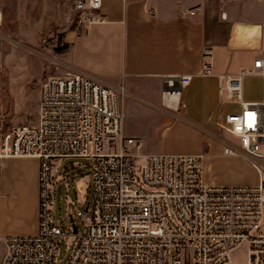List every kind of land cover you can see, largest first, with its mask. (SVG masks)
Returning <instances> with one entry per match:
<instances>
[{"label":"built area","instance_id":"1","mask_svg":"<svg viewBox=\"0 0 264 264\" xmlns=\"http://www.w3.org/2000/svg\"><path fill=\"white\" fill-rule=\"evenodd\" d=\"M100 5L101 0H72L77 23L87 28L98 21ZM1 46L0 38V52ZM261 64L257 60L249 71L224 78L220 92L238 111L225 114L217 125L236 141L221 139L222 156H243L255 174L253 185L204 183L203 154H130L127 147L139 144L121 137V87L112 89L76 72L47 77L39 87L35 124L0 131V173L16 158L37 161L36 233L5 237L0 264H241L231 259L240 251L242 264H264V100L240 102L239 86L245 74L259 76L264 92ZM198 75H210L207 64ZM189 80L165 79L161 97H179ZM105 138H118L117 152L100 153ZM56 161H71L63 176L76 193L74 219L83 232L75 229V220L67 234L54 222ZM81 167L87 168L92 193L86 203L88 186L74 182ZM64 192L69 194L68 185ZM66 238L74 241L61 262L60 242Z\"/></svg>","mask_w":264,"mask_h":264},{"label":"crops","instance_id":"2","mask_svg":"<svg viewBox=\"0 0 264 264\" xmlns=\"http://www.w3.org/2000/svg\"><path fill=\"white\" fill-rule=\"evenodd\" d=\"M95 14L98 21L66 36L48 77L80 73L109 88L121 87L120 100L137 97L157 110L158 152L148 154L198 155L182 153L174 144L189 139L202 145L205 134L216 138L215 127L233 113L220 92L224 78L249 71L257 60L264 71V5L254 0H101ZM204 64L209 76L198 75ZM170 77L190 80L177 104L167 105L161 93ZM239 86L240 102L264 100L259 76L245 74ZM121 134L142 147L140 135H126L122 127ZM36 179L33 158H16L1 169L0 259L5 237L36 233ZM80 180L74 178L83 186Z\"/></svg>","mask_w":264,"mask_h":264},{"label":"rangeland","instance_id":"3","mask_svg":"<svg viewBox=\"0 0 264 264\" xmlns=\"http://www.w3.org/2000/svg\"><path fill=\"white\" fill-rule=\"evenodd\" d=\"M154 2L162 0H152ZM172 1V0H170ZM178 1V0H175ZM0 131L14 126H33L36 122V105L38 90L42 81L54 67L59 51L64 50L66 36L71 32H82L84 27L77 23V16L72 9V0H0ZM54 69V68H53ZM58 74H54L56 76ZM225 102V101H224ZM121 114V127L126 135H140L142 147L135 149L128 146L127 151L132 155H146L158 152L156 133L159 113L146 107L137 97L128 96L118 100ZM226 110L234 112L235 103L225 102ZM214 131L216 138L203 135L202 145L186 141L174 144L182 153L203 154L202 181L212 186L253 185L256 177L247 165L243 156L224 157L220 155L221 139L236 145V141L217 126ZM122 135V134H121ZM125 138V135H124ZM113 142L114 148L109 144ZM119 148L118 138H105L101 143L100 153H115ZM85 165V161H74ZM71 161H56L57 170H51L59 183H53L54 188V222L65 233L71 230V220L79 210L75 206V195L71 181L65 177L70 169ZM82 173L87 174V168L81 167ZM57 174L59 176H57ZM64 175V176H63ZM78 183V182H77ZM80 183L88 186L83 200L90 202L91 187L87 177L81 178ZM68 185L69 194L64 192ZM87 190V189H86ZM76 191V190H75ZM74 227L83 232L82 224L75 220ZM74 239L66 238L60 242L58 261H62L69 253ZM232 261L244 263L242 251L231 255Z\"/></svg>","mask_w":264,"mask_h":264},{"label":"bare ground","instance_id":"4","mask_svg":"<svg viewBox=\"0 0 264 264\" xmlns=\"http://www.w3.org/2000/svg\"><path fill=\"white\" fill-rule=\"evenodd\" d=\"M164 98H166L167 105L175 104L178 99V94H173L172 96H164Z\"/></svg>","mask_w":264,"mask_h":264},{"label":"trees","instance_id":"5","mask_svg":"<svg viewBox=\"0 0 264 264\" xmlns=\"http://www.w3.org/2000/svg\"><path fill=\"white\" fill-rule=\"evenodd\" d=\"M77 174H78V178H82L83 176H85L86 174L85 173H82V171H77ZM87 201L84 200V203H86Z\"/></svg>","mask_w":264,"mask_h":264},{"label":"water","instance_id":"6","mask_svg":"<svg viewBox=\"0 0 264 264\" xmlns=\"http://www.w3.org/2000/svg\"><path fill=\"white\" fill-rule=\"evenodd\" d=\"M87 205V204H86Z\"/></svg>","mask_w":264,"mask_h":264}]
</instances>
